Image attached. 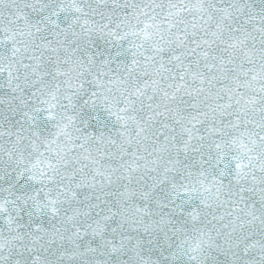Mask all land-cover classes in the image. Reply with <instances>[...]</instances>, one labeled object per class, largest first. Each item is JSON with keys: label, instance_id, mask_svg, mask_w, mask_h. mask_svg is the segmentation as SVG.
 I'll return each mask as SVG.
<instances>
[{"label": "snow or ice", "instance_id": "1", "mask_svg": "<svg viewBox=\"0 0 264 264\" xmlns=\"http://www.w3.org/2000/svg\"><path fill=\"white\" fill-rule=\"evenodd\" d=\"M0 264H264V0H0Z\"/></svg>", "mask_w": 264, "mask_h": 264}]
</instances>
